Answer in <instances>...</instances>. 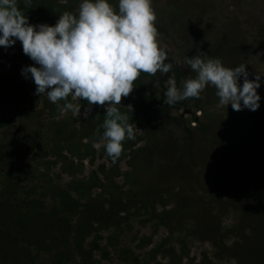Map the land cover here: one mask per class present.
Segmentation results:
<instances>
[{"label": "rangeland", "instance_id": "1", "mask_svg": "<svg viewBox=\"0 0 264 264\" xmlns=\"http://www.w3.org/2000/svg\"><path fill=\"white\" fill-rule=\"evenodd\" d=\"M82 2L17 0L31 25L49 26L64 12L78 15ZM109 3L118 14L119 0ZM152 7L178 88L196 77L185 61L197 54L229 69L245 65L250 80L261 77L259 109L222 105L211 85L168 106L171 73H141L116 106L134 139L114 160L100 142L108 105L70 95L79 110L62 112L65 101L37 95L22 74L39 65L21 42L0 47V208L35 202L64 217L44 243L19 236L11 243L2 230L0 264H72L81 249L100 264H264V0H152ZM24 250L29 259L19 261Z\"/></svg>", "mask_w": 264, "mask_h": 264}, {"label": "clouds", "instance_id": "2", "mask_svg": "<svg viewBox=\"0 0 264 264\" xmlns=\"http://www.w3.org/2000/svg\"><path fill=\"white\" fill-rule=\"evenodd\" d=\"M30 4L25 0L26 7ZM156 19L152 0H119L118 14L109 0H83L78 15L64 12L55 26L31 25L17 0H0V47L21 42L24 54L39 65L25 67L22 74L26 78L30 74L37 95L46 94L53 104L65 101L62 112L79 110L68 102L70 95L91 105H108L100 142L114 160L125 139H134L128 116L116 106L133 92L141 73L153 77L171 73L164 100L168 106L198 99L211 85L222 105L237 112L259 109L261 77L250 80L245 65L229 69L219 59L205 60L197 54L185 61L196 77L182 80L183 87L178 88L174 66L165 62L167 54L158 44Z\"/></svg>", "mask_w": 264, "mask_h": 264}, {"label": "trees", "instance_id": "3", "mask_svg": "<svg viewBox=\"0 0 264 264\" xmlns=\"http://www.w3.org/2000/svg\"><path fill=\"white\" fill-rule=\"evenodd\" d=\"M4 125L5 123L0 120V127ZM3 205L4 206L0 208V232L3 230L4 236H6L10 242L11 240L12 242L18 241L16 238L19 236L25 242H29V240L35 242V240H38L39 243H44L43 240H39L42 236L48 231L55 229V226L64 224V217L60 211L46 214L41 209L42 207H39L35 202L27 204L24 209L25 211L21 210L19 204L13 207L12 202H4ZM13 229L16 231L12 232L11 230ZM29 235H33L34 237L31 238ZM26 252L27 251L24 250L21 255L17 254L16 259L19 261L29 259V255ZM77 257V262L74 261L72 264H100L99 261L94 258V254L91 251L81 249Z\"/></svg>", "mask_w": 264, "mask_h": 264}]
</instances>
